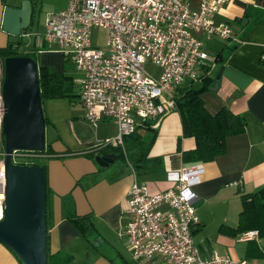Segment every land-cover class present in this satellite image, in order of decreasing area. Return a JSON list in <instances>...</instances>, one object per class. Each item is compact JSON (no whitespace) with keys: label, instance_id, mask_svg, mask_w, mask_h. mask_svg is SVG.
Wrapping results in <instances>:
<instances>
[{"label":"built area","instance_id":"built-area-1","mask_svg":"<svg viewBox=\"0 0 264 264\" xmlns=\"http://www.w3.org/2000/svg\"><path fill=\"white\" fill-rule=\"evenodd\" d=\"M230 0H67L44 22V34H34L37 52L54 44L65 61L81 75L76 80L83 120L91 127L109 119L116 125L112 137L87 152L115 148L122 155L124 139L142 120L156 128L174 109L173 95L184 83L197 79L214 58L195 35L237 41L231 25L215 14ZM93 28L106 33L105 48L91 42ZM28 37L29 33L23 34ZM22 36V37H23ZM264 63V46L259 54ZM150 63L159 69L156 79L145 71ZM3 61L0 60V218L4 205L5 151L1 133ZM45 153L13 150L14 164H33ZM126 191L120 232L129 257L140 264H259L255 259L233 258L211 252L203 255L193 234L201 226L194 187L201 182L202 164L168 170L169 186L150 192L135 169ZM237 185V183H233ZM258 239L257 230L236 235L238 241Z\"/></svg>","mask_w":264,"mask_h":264},{"label":"crops","instance_id":"crops-1","mask_svg":"<svg viewBox=\"0 0 264 264\" xmlns=\"http://www.w3.org/2000/svg\"><path fill=\"white\" fill-rule=\"evenodd\" d=\"M18 1L20 0H0V23L3 7L17 6ZM31 3L32 23L20 36L29 33L25 37L32 38L31 47L23 48L22 41L13 42L0 29V48L13 42L19 43L20 50L25 52L36 51L34 34L44 32L46 18L66 7L67 0H31ZM214 19L229 23L237 41H226L227 44L212 54L213 58L217 55L218 59L211 63L209 73L214 79L218 71L221 70V73L217 89L201 93L203 106L208 113L214 114L223 104H228L233 112L245 119L246 127L244 132L226 138L223 154L202 164L204 173L201 182L194 187L197 196L196 212L200 213L198 216L201 226L193 237L201 227L205 228L210 213H225L226 216L222 215L218 221L235 227L237 222L233 223L227 213L238 215L241 207L239 194L252 193L264 186V63L259 60L264 46V0H230L220 7ZM195 35L201 40L203 48L204 38L218 39L207 38L201 33ZM48 49L37 54H46L45 64H41L42 66L53 61L50 54H60L54 44ZM60 56L62 57L61 54ZM82 114L79 126H76L77 142L64 139L62 143L45 141V145H50L53 151L51 154L43 152L46 155L47 248L50 253L62 251L71 255L69 264H118L114 259V252L121 257L122 264H129V260L123 258L118 248L121 245L119 241L125 246V240L119 234L126 218L123 212L126 191L132 181L130 165L134 167L138 180L145 182L150 192L164 190L169 186L165 179L166 172L188 166V163L182 161L181 152L194 149L195 142L193 137L181 136L180 117L172 109L154 128L157 134L148 153L149 158L162 159V170L145 171L137 165L140 148L133 136L124 139L125 155L118 152L119 156L117 152L107 149L87 152L98 142L114 136L116 125L109 119H103L91 127L83 120ZM128 142V146H131L130 156L125 147ZM106 153H114L118 158L106 167H101L94 158ZM79 216H87L90 220L93 229L90 241L81 235L72 222ZM259 238L253 240L257 245L256 254L248 251L251 241H245L246 245L241 251L242 254L245 251L246 257L241 258L255 259L258 262L257 257L262 253V240ZM194 241L204 256L214 251L222 252L221 248V251L211 248L210 243L202 238ZM219 241V247L240 258L234 245L238 242L236 236L220 234ZM0 264H20L1 242Z\"/></svg>","mask_w":264,"mask_h":264},{"label":"water","instance_id":"water-1","mask_svg":"<svg viewBox=\"0 0 264 264\" xmlns=\"http://www.w3.org/2000/svg\"><path fill=\"white\" fill-rule=\"evenodd\" d=\"M31 23V0H20L17 6L3 7L0 29L4 33L20 37ZM220 73L221 70L217 72L210 90L217 89ZM1 91V133L6 155L0 242L20 264H46L45 168L11 161L13 150L42 151L45 146V122L36 61L26 55L5 57ZM117 158L114 153H106L97 155L94 160L99 166L106 167Z\"/></svg>","mask_w":264,"mask_h":264},{"label":"trees","instance_id":"trees-1","mask_svg":"<svg viewBox=\"0 0 264 264\" xmlns=\"http://www.w3.org/2000/svg\"><path fill=\"white\" fill-rule=\"evenodd\" d=\"M14 44L9 42L0 48V60L3 61L5 57L17 55L30 56L35 60L36 55L33 52L20 50L19 43L14 48ZM217 59L218 56L216 55L214 61ZM209 68L208 66L204 67L197 79L184 83L176 89L173 95L174 110L179 114L181 121V136L193 137L195 142L194 149L181 152V159L184 163H188V166H196L212 161L216 156L223 154L226 149V138L244 132L246 127L245 119L240 114L233 112L228 104H223L214 114H210L205 110L201 93L210 89L214 82V77L209 73ZM38 84L41 99L78 96V87L72 77L49 66L38 67ZM43 116L46 124L47 118L45 115ZM150 124L151 121L142 120L130 136L135 138V142L140 148V157L137 160L138 167L145 169V171L158 172L162 170V159L160 157H148L149 150L157 134ZM107 150L119 152L115 148ZM39 152L51 154L53 151L50 145H45L44 149ZM118 155L121 156L119 153ZM32 163L38 164L37 162ZM239 198L241 207L237 215L236 226L229 227L222 224L218 228L219 233L235 237L247 230H257L258 237H264V186L252 193H240ZM72 222L81 235L90 241L93 229L88 217L79 216L74 218ZM250 243L248 251L256 254V243L253 240ZM261 255L259 253V256ZM71 260V255L65 252L50 253L46 243V264H69Z\"/></svg>","mask_w":264,"mask_h":264},{"label":"rangeland","instance_id":"rangeland-1","mask_svg":"<svg viewBox=\"0 0 264 264\" xmlns=\"http://www.w3.org/2000/svg\"><path fill=\"white\" fill-rule=\"evenodd\" d=\"M40 34H44V32ZM9 36L11 37L10 39H12L13 42L22 41L24 43L23 48L25 46L31 47L32 38L15 37L11 35ZM90 37H91V42L93 46L97 48H101V49L105 48L106 33L104 29L93 28L91 31ZM203 43H204V48L209 52L210 56H213L212 54L216 53V50H218L222 45L227 44L225 40L223 41L218 40V39L207 40L205 38L203 39ZM36 52L37 50L33 51V53L36 55L35 61L37 65L45 64L44 59H45L46 54L41 53L37 55L39 52L37 53ZM50 55L54 59L53 61H50L49 63H47L48 65L46 66L52 67L54 70L64 72L66 75L71 76L74 81L76 79L78 80L80 73L73 69L71 62L63 60L60 54H50ZM144 68L147 74L150 75L152 78L156 79L158 77L159 69L156 66L150 63H147L145 64ZM195 83L197 84V82ZM41 107L43 110V115H45L47 118V123L45 124V128H44L45 141L52 142V143H56V142L62 143L64 139L65 141L67 140V141L77 142L78 133L76 130V126H79L78 122L79 120H81L82 109L80 107V104L78 103V98L76 95L70 98L69 97L55 98V99L42 98ZM70 123H72V125H70ZM127 137H130V136H126L125 138ZM128 144L129 142L126 143L125 147H126L127 155L130 156L129 147L131 146H128ZM44 158L46 157L36 158L33 160V162H37L38 164L44 165ZM198 214L200 215V213ZM210 214L211 216L208 219L207 225L205 226V228L201 227V230L198 233H196V235H194V239L199 240L200 238H202L207 243L208 242L210 243L209 245L212 246L211 248H216L218 250H220L221 248L222 252H219V253L229 254L233 258H236L235 256H233V254L229 250H225L224 248L219 247L217 245L218 242H220L219 241L220 233L218 231V228L220 224H222L218 220L221 218L222 215L226 216L225 213H210ZM227 214H228V217L231 219V221L236 224L237 213H227ZM259 239L262 240L263 250L261 249L262 255L258 256L257 259H258V263L261 264V263H264V237L259 238ZM119 242L121 245H119L118 250L123 255V258H125L127 261L129 260V264H140L132 260L129 257L125 249V246H123L121 241ZM234 245H235L236 252H238L237 255H239L240 258L246 257L245 251L243 252V254L241 251V248L244 245H246V242L238 241L234 243ZM114 259L116 260L118 264H122V259L121 257L116 256V252H114Z\"/></svg>","mask_w":264,"mask_h":264}]
</instances>
